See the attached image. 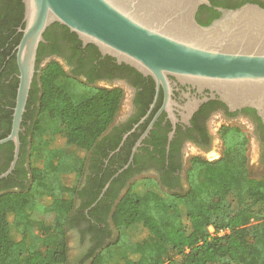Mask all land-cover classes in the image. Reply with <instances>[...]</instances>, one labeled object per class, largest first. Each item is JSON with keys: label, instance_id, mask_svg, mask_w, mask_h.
<instances>
[{"label": "trees", "instance_id": "16d2710c", "mask_svg": "<svg viewBox=\"0 0 264 264\" xmlns=\"http://www.w3.org/2000/svg\"><path fill=\"white\" fill-rule=\"evenodd\" d=\"M2 4L0 108L8 92L9 104L17 95L16 47L22 37L18 27L24 26L25 12L23 0H3ZM61 26L69 31L67 26ZM44 46L42 42L38 52ZM5 73L14 74L9 83L1 80ZM40 81L43 94L39 121L22 124L32 138L28 140V136L20 134L17 165L0 179V264H70L67 227L74 222L71 212L76 198L83 194L80 186L86 153L110 124L122 96L121 91L115 98L113 91L106 90L75 96L68 86L67 73L56 61L41 71ZM11 112L8 110L6 132L0 133V138L11 131ZM44 123L56 124L52 139L40 138ZM58 140L61 144L56 146ZM14 148L13 141L0 144V153L4 152L0 174L9 167ZM45 151L50 154L46 165L30 163L35 154L43 157ZM59 157L73 164L67 167ZM26 167L31 170L27 182L23 180ZM56 167H67L58 171L61 192L44 207V216L38 220L35 208L39 197L50 190L51 171ZM93 170L95 176H88L93 186L84 208L97 200V205L106 203L113 195L112 186L124 174L114 178L99 199L113 172L105 170L101 174L98 167ZM96 206L89 214H94ZM82 215L87 216L84 211ZM112 218L118 236L106 246L102 247V243L95 248L102 247L91 264H104V251L111 255L126 242L132 249L116 264H264V177H250L248 167H194L190 190L184 195L162 194L151 187L149 179H136L117 203ZM38 225L42 230L40 247L30 242V234ZM137 229L144 234L135 239L133 231Z\"/></svg>", "mask_w": 264, "mask_h": 264}, {"label": "flooded vegetation", "instance_id": "af4514ba", "mask_svg": "<svg viewBox=\"0 0 264 264\" xmlns=\"http://www.w3.org/2000/svg\"><path fill=\"white\" fill-rule=\"evenodd\" d=\"M208 1L199 6L196 14L204 25L218 18L223 9L247 3L264 7V0ZM61 25L52 24L45 32V46L37 55L22 124L39 121L41 71L52 61L67 73L68 86L75 96L85 97L96 90L113 91L115 98L119 91L122 93L110 124L86 153L80 186L83 194L76 198L71 212L74 222L67 227L70 264H91L101 248L117 238L113 212L136 179L147 178L152 188L173 196L190 190L194 167H248L250 177H264V116L258 109L233 107L216 91L182 82L173 75H169L167 86L158 83L153 76L102 53L95 44H85L75 32ZM13 77V73H5L1 80L9 83ZM8 94L1 102L0 133L6 132L8 110L12 111L13 121L16 98L9 104ZM21 133L31 140L27 126H22ZM93 167L101 168V174L105 170L113 172L109 181L124 174L112 186L113 195L106 203L97 205V200L84 208L93 186L92 179H88L89 175L95 176ZM26 168L25 182L31 177L30 168ZM95 206L94 214H89ZM99 244L102 247L95 249Z\"/></svg>", "mask_w": 264, "mask_h": 264}, {"label": "water", "instance_id": "95a60500", "mask_svg": "<svg viewBox=\"0 0 264 264\" xmlns=\"http://www.w3.org/2000/svg\"><path fill=\"white\" fill-rule=\"evenodd\" d=\"M24 26L16 47L19 85L10 133L14 157L0 174L15 169L20 131L36 73L38 49L54 23L85 43L168 85L169 75L216 91L233 107L253 106L264 116V7L247 3L223 9L209 24L196 17L208 0H23ZM112 179L104 187L103 196Z\"/></svg>", "mask_w": 264, "mask_h": 264}, {"label": "rangeland", "instance_id": "374dc122", "mask_svg": "<svg viewBox=\"0 0 264 264\" xmlns=\"http://www.w3.org/2000/svg\"><path fill=\"white\" fill-rule=\"evenodd\" d=\"M44 130L42 131V135L40 138L43 139H52L53 134L56 131L57 127L55 123H44L43 124ZM61 144V140H58L56 142V146ZM50 154H48L46 151L43 153V157H39L37 154H35L31 160L30 163L34 166H43L46 165V163L49 161ZM62 158V157H59ZM63 159V158H62ZM58 161V160H55ZM63 164H65L67 167L71 166L73 163L69 159H63ZM67 167H56L53 171H51V187L50 190H45L44 193L39 197L38 204L35 208L34 211V217L38 220H41L44 216V207L48 205L52 199L60 194V181L58 180V171L62 170V168H67ZM213 231V228H211ZM133 237L135 239H138L143 236L144 231L141 229H137L133 231ZM115 238L117 235L114 236ZM116 240V239H114ZM30 242L37 245L41 246L42 242V230L40 226L38 225L37 227L33 229V231L30 234ZM132 249V246L130 245L129 242L124 243L121 247L116 248V252L112 253L111 255L107 254L108 252L104 251L106 253V258L104 261V264H116V260L120 257H123L124 254L130 253Z\"/></svg>", "mask_w": 264, "mask_h": 264}, {"label": "built area", "instance_id": "2783aa9c", "mask_svg": "<svg viewBox=\"0 0 264 264\" xmlns=\"http://www.w3.org/2000/svg\"><path fill=\"white\" fill-rule=\"evenodd\" d=\"M212 228V227H211Z\"/></svg>", "mask_w": 264, "mask_h": 264}]
</instances>
